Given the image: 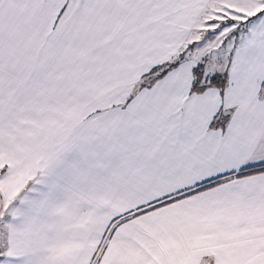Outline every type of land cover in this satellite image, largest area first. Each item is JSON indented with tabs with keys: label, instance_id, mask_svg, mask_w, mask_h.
<instances>
[{
	"label": "snow or ice",
	"instance_id": "snow-or-ice-1",
	"mask_svg": "<svg viewBox=\"0 0 264 264\" xmlns=\"http://www.w3.org/2000/svg\"><path fill=\"white\" fill-rule=\"evenodd\" d=\"M0 264H264V0H0Z\"/></svg>",
	"mask_w": 264,
	"mask_h": 264
}]
</instances>
